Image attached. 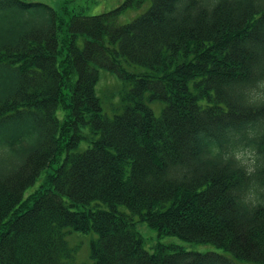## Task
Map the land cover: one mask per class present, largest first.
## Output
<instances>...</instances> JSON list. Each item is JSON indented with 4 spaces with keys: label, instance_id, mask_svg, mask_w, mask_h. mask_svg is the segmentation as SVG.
I'll return each mask as SVG.
<instances>
[{
    "label": "trees",
    "instance_id": "16d2710c",
    "mask_svg": "<svg viewBox=\"0 0 264 264\" xmlns=\"http://www.w3.org/2000/svg\"><path fill=\"white\" fill-rule=\"evenodd\" d=\"M60 10L0 0V264H80L72 231L96 233L83 264H238L150 251L136 217L264 263V0ZM100 69L121 81L112 115Z\"/></svg>",
    "mask_w": 264,
    "mask_h": 264
},
{
    "label": "rangeland",
    "instance_id": "374dc122",
    "mask_svg": "<svg viewBox=\"0 0 264 264\" xmlns=\"http://www.w3.org/2000/svg\"><path fill=\"white\" fill-rule=\"evenodd\" d=\"M52 5L54 8L58 10V13L61 14L60 6L65 3L67 8L75 13H82L85 15L95 14L104 12L106 10L112 9L116 6L121 5L124 0H42ZM148 4V1L143 3L139 7H131L122 9L121 13L118 15L117 21L119 23H124L135 16L139 15L144 11ZM121 88V81L106 69H100V77L98 82L95 85V89L97 94L102 98V105L104 111L109 115L120 107L119 101V89ZM161 101H153L151 106L153 107L156 114H158ZM85 142L80 143V147L85 146ZM50 171L52 169H49ZM47 170H43L39 177L36 179L35 183L29 186L26 190V193L33 190L37 187L44 179L45 173L50 172ZM122 208V207H121ZM136 228L140 232L143 237V245L146 249L152 251L157 243H173L179 246H182L186 249L197 250V251H208L213 250L219 253L226 255L227 257L233 259L238 264H264V263H254L250 261L240 260L235 258L231 252L228 250L216 246L212 243H197L193 241H189L183 239L175 234L164 233L159 235L158 230L156 228L150 227L146 221L138 220L136 217ZM96 233L91 232H80V231H72L67 236V241L70 246L75 248L74 253V261L75 263H87L89 259V242L90 238L95 236Z\"/></svg>",
    "mask_w": 264,
    "mask_h": 264
},
{
    "label": "clouds",
    "instance_id": "9594fccd",
    "mask_svg": "<svg viewBox=\"0 0 264 264\" xmlns=\"http://www.w3.org/2000/svg\"><path fill=\"white\" fill-rule=\"evenodd\" d=\"M246 171L248 172V174H251V172L254 171V169H248Z\"/></svg>",
    "mask_w": 264,
    "mask_h": 264
}]
</instances>
